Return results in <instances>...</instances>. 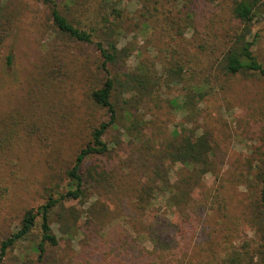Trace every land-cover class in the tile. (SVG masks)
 Returning <instances> with one entry per match:
<instances>
[{
  "label": "trees",
  "instance_id": "trees-1",
  "mask_svg": "<svg viewBox=\"0 0 264 264\" xmlns=\"http://www.w3.org/2000/svg\"><path fill=\"white\" fill-rule=\"evenodd\" d=\"M97 1L95 10L90 0H66V8L76 6V17H71L73 9L63 14L54 0H42L58 33L79 43L93 44L98 51L99 70L104 76L99 87L89 92V99L107 111L109 120L94 127L89 141L73 156L71 166L64 172L63 189L45 188L42 203L23 210L15 230L0 239V264L10 250L33 235L37 220L41 239L28 249L36 258L32 260L25 253L12 260L14 264H43L47 247L58 246L50 226L52 216L62 235L72 239V231L76 230L82 236L66 264H264V121L260 142L251 145L242 160L226 169L221 161L224 147L214 142L207 131L183 126L171 133L163 149L152 153L156 159L149 162L151 165L135 167L133 161L120 159L110 163L112 152L103 140L108 128L121 124L125 135L136 144L141 142L146 124L129 109L124 111V117L117 115L112 92L118 85L125 93L137 91L144 95L148 86L134 73L124 74L123 81L110 77L108 68L128 54L127 48L118 47L124 29L122 11L117 7L130 0ZM136 1L140 4L134 14L136 30H146L156 14L163 15L167 10L168 0ZM208 1L214 5L227 3L237 24L221 53V70L231 75L264 77V68L253 53L255 40L251 38L252 22L264 0ZM191 10L194 14L195 10ZM80 12L88 15L85 21L80 19ZM12 24V17L0 3V50ZM172 61H167L170 80L181 83V65ZM53 73L48 77L54 78ZM45 80L46 87L52 86L48 83L52 79ZM190 80L183 108L193 116L205 89L200 80ZM253 106L252 115L260 110ZM42 107L43 103H34L25 111L14 110L0 117V216L6 213L0 220L6 221L13 207V188L7 176L15 181L23 177L18 154L41 152L44 147L41 143L46 140L47 121L45 114L38 111ZM49 153L51 159L43 156L46 173L53 170L50 165L56 158L54 150ZM207 176L213 178L209 184L205 183ZM239 193L237 207L233 200ZM158 200H163L159 206ZM80 201L88 202L83 211L73 205Z\"/></svg>",
  "mask_w": 264,
  "mask_h": 264
},
{
  "label": "rangeland",
  "instance_id": "rangeland-1",
  "mask_svg": "<svg viewBox=\"0 0 264 264\" xmlns=\"http://www.w3.org/2000/svg\"><path fill=\"white\" fill-rule=\"evenodd\" d=\"M54 1L63 14L68 15L73 9L71 17H76L73 14L76 6L66 8V0ZM90 1L91 9L94 6L97 10L98 1ZM0 3L13 19L10 34L0 50V117L14 110L25 111L34 107V103H43L38 111L45 114L47 121L41 152L30 151L23 155L21 151L18 154L17 162L23 167V177H19L22 180L15 181L14 177L7 176L13 188L10 197L13 207L6 221L0 220L2 239L15 230L23 210L42 203L45 188L63 189L64 172L71 166L73 156L89 141L90 131L100 122L108 121L109 115L89 99V92L99 87L104 76L99 70L100 57L95 46L58 33L50 10L42 0H0ZM165 6L168 12L156 14L146 30L135 29L134 14L140 8L136 0L124 1L117 7L122 11L124 29L118 47L127 48L128 54L108 66L110 77L123 81L124 74L134 73L145 79L148 89L144 95L136 94L137 91L125 93L118 85L113 90L111 102L117 115L124 117V111L129 109L146 124L141 142L136 144L125 135L121 124L108 128L103 140L112 152L110 163L120 159L126 163L133 161L135 167L151 165L149 162L156 159L152 153L163 149L171 133L183 126L198 129V132L207 131L214 142L223 146L221 161L226 169L235 165L236 160H242L251 145L260 142L264 77L231 75L221 70L218 63L221 53L237 25L227 3L168 0ZM191 9L195 10L194 14ZM78 14L82 21L88 17L82 12ZM251 30V38L255 40L253 53L264 68V5L255 16ZM169 59L180 63L178 79H182L181 83L170 80ZM52 72L54 78L48 77ZM45 79H52L48 81L52 86L46 87ZM190 79L200 80L205 89L202 100L196 102L193 116H188L183 108ZM253 104L260 110L252 115ZM52 150L56 156L50 165L53 170L46 173L48 168L43 156L51 159L49 152ZM212 180L207 176L205 183ZM240 199L239 193L233 204L239 207ZM162 203L163 200H158L156 205ZM73 205L83 211L88 202ZM36 223L33 235L10 250L3 264H14L12 258H21L25 253L32 260L36 258L37 255L28 250L41 239L39 220ZM50 226L58 246L47 247L43 264H66L77 251L81 233L73 230L72 239L62 235L54 216Z\"/></svg>",
  "mask_w": 264,
  "mask_h": 264
}]
</instances>
